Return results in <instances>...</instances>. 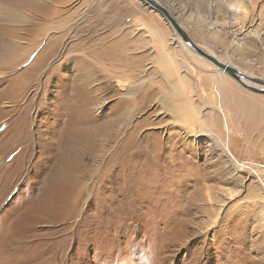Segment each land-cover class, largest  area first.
Wrapping results in <instances>:
<instances>
[{"label":"rangeland","instance_id":"1","mask_svg":"<svg viewBox=\"0 0 264 264\" xmlns=\"http://www.w3.org/2000/svg\"><path fill=\"white\" fill-rule=\"evenodd\" d=\"M23 1L0 0V264H264V94L143 0ZM158 1L264 77V0Z\"/></svg>","mask_w":264,"mask_h":264},{"label":"bare ground","instance_id":"2","mask_svg":"<svg viewBox=\"0 0 264 264\" xmlns=\"http://www.w3.org/2000/svg\"><path fill=\"white\" fill-rule=\"evenodd\" d=\"M24 5H29L30 6V3H29V0H24L23 2H20V3H17V6L18 7H20V6H24ZM34 7L36 6V4L34 3V5H33ZM228 6L230 7L231 6V9H236L237 11H238V8H237V6L234 4V2H230L229 4H228ZM17 20V19H16ZM167 22V21H166ZM168 23V22H167ZM168 25H169V23H168ZM169 27L171 28V26L169 25ZM172 29V28H171ZM170 29V30H171ZM172 31H173V33H174V39H177L178 40V42L180 43V44H182L188 51H190L191 53H193L195 56H197V59H199V60H201V61H203L204 63H206V64H209L212 68H213V74H212V76L214 77V79H215V81L216 82H219V83H217L218 85H223L222 83H224L225 82V79H226V74L230 77V78H232L234 81H236L233 77H231L227 72H225L224 70H221V69H219V68H217L216 66H214L213 64H211V62H209L208 60H206L204 57H202V56H200L199 54H197V53H195L187 44H185L184 42H183V40L174 32V30L172 29ZM171 31V32H172ZM158 32V31H157ZM158 34V33H157ZM156 39V38H155ZM157 42V41H156ZM162 43V42H161ZM162 47V46H161ZM201 47V46H200ZM163 48V47H162ZM160 49V50H163V49ZM202 48V47H201ZM203 49V48H202ZM89 50V49H88ZM105 51V50H104ZM103 51V52H104ZM83 52V51H82ZM106 52V53H105ZM104 53H103V57H105V56H110V57H115V54H113V52H111V51H109V50H106ZM208 53H210L211 55H213L215 58H217L219 61H221V62H223V63H227V64H232V63H228V62H225V61H223L219 56H217V55H215V54H213L212 52H209V51H207ZM90 53V52H89ZM168 53V52H167ZM102 55V54H101ZM164 55H166V54H164ZM169 56V55H168ZM164 57V56H163ZM109 58V57H108ZM161 58V57H160ZM162 61L164 60V59H161ZM82 61V62H81ZM77 62H79V63H82L83 65L82 66H86L87 68L86 69H82V71L84 72L83 74L85 75V76H87L86 74H93V73H96V72H98V73H100V68H95V67H93V65L91 64V63H89V62H87L86 61V59L84 58V57H82V58H80L79 60L77 59ZM165 62V61H164ZM161 63H163V62H161ZM80 65V64H79ZM161 65V64H160ZM81 66V65H80ZM75 67V66H74ZM239 68V67H238ZM100 69V70H99ZM174 69V68H173ZM240 70L242 71V72H246V71H244V70H242L241 68H240ZM82 72L80 71V78L81 79H83V77H84V75L83 74H81ZM217 73H221L220 75H218ZM247 73V72H246ZM101 74V73H100ZM97 75V74H96ZM225 75V76H224ZM92 77V76H91ZM91 77H89V78H91ZM219 77H221V78H219ZM79 79V78H78ZM86 80V79H85ZM84 79L82 80L83 82H86ZM246 82H250V81H248V80H245ZM237 82V81H236ZM237 83H239V82H237ZM252 85H255V84H252ZM174 87H176V86H174ZM85 90V93H86V97H87V99H88V101L90 102V101H92V94H91V90L90 89H88V88H86V89H84ZM96 91L97 90H99V87L97 88V89H95ZM100 90H101V88H100ZM171 92L169 93V95L170 94H172L173 93V88H171ZM251 92H253V91H251ZM174 94V93H173ZM97 95V94H96ZM95 102V101H94ZM163 102V101H162ZM100 106V105H99ZM100 108V107H99ZM99 110V109H98ZM120 111H117V112H115V113H113V116L111 117V120H107L106 122H105V120L102 122V124H92L93 126H90V125H87V126H84L83 127V129H81V130H78V131H74L73 132V135L74 136H76V141H82V140H85V139H88V140H90V141H95V139L97 138V136H99V135H101V136H103V137H106V141H108V140H112L113 138H115V133L113 134L111 131H109V132H111V134H109V132H108V128L110 129V127H113L114 126V124H112V123H114L115 122V120L116 119H118V117L120 116ZM202 123L203 124H206L207 122L205 121V120H202ZM206 126H208L207 124H206ZM213 133V132H212ZM210 139V138H209ZM220 139V138H219ZM93 146V145H92ZM226 147V146H225ZM228 149V148H227ZM263 208V207H262ZM264 210V209H263ZM262 262V261H261Z\"/></svg>","mask_w":264,"mask_h":264},{"label":"water","instance_id":"3","mask_svg":"<svg viewBox=\"0 0 264 264\" xmlns=\"http://www.w3.org/2000/svg\"><path fill=\"white\" fill-rule=\"evenodd\" d=\"M152 9L157 11L171 26L174 32L187 44L195 53L204 57L206 60L211 62L217 68L224 70L231 77H233L241 86L254 93L264 94V77L258 76L251 73H245L240 70L237 66L233 64H227L219 61L213 55L207 52V50L202 49L200 45L194 42L187 32L183 29L181 23L177 21L175 16L169 11V9L160 3L158 0H143ZM248 80L250 82H246ZM255 84V85H252Z\"/></svg>","mask_w":264,"mask_h":264},{"label":"built area","instance_id":"4","mask_svg":"<svg viewBox=\"0 0 264 264\" xmlns=\"http://www.w3.org/2000/svg\"><path fill=\"white\" fill-rule=\"evenodd\" d=\"M235 45H241L242 44V41H241V39L240 38H236V40H235Z\"/></svg>","mask_w":264,"mask_h":264}]
</instances>
